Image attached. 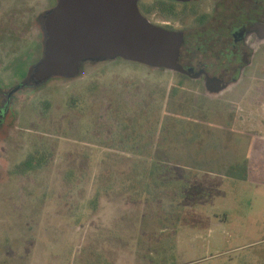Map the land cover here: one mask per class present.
Segmentation results:
<instances>
[{
  "label": "rangeland",
  "instance_id": "obj_1",
  "mask_svg": "<svg viewBox=\"0 0 264 264\" xmlns=\"http://www.w3.org/2000/svg\"><path fill=\"white\" fill-rule=\"evenodd\" d=\"M55 4L0 0V30L15 6ZM38 30L0 51V264H264V73L263 98H214L172 70L87 60L12 94ZM31 153L41 165L15 173Z\"/></svg>",
  "mask_w": 264,
  "mask_h": 264
},
{
  "label": "flooded vegetation",
  "instance_id": "obj_2",
  "mask_svg": "<svg viewBox=\"0 0 264 264\" xmlns=\"http://www.w3.org/2000/svg\"><path fill=\"white\" fill-rule=\"evenodd\" d=\"M58 2L38 14L32 5L25 9L18 5L11 8V13L6 12V25L11 31L0 30L1 35L7 32L10 35L0 45L3 54L5 44L13 53L23 47V28L30 32L34 26L38 27L42 41L38 49L40 58L11 90L12 94L33 82L36 68L48 48L47 16ZM137 7L146 21L167 32L178 33L182 40L175 68L144 63L147 67L178 72L208 90L214 98L238 87L247 88L242 94H249L253 99L263 96V90L257 87L264 73V0H138ZM172 21H178L179 27L175 28ZM23 22L28 26L19 27ZM30 51H35L33 45L22 53ZM116 58L141 62L121 56L100 61Z\"/></svg>",
  "mask_w": 264,
  "mask_h": 264
},
{
  "label": "water",
  "instance_id": "obj_3",
  "mask_svg": "<svg viewBox=\"0 0 264 264\" xmlns=\"http://www.w3.org/2000/svg\"><path fill=\"white\" fill-rule=\"evenodd\" d=\"M137 1L59 0L47 16L48 48L33 82L72 78L81 62L117 56L175 68L181 36L146 21Z\"/></svg>",
  "mask_w": 264,
  "mask_h": 264
},
{
  "label": "trees",
  "instance_id": "obj_4",
  "mask_svg": "<svg viewBox=\"0 0 264 264\" xmlns=\"http://www.w3.org/2000/svg\"><path fill=\"white\" fill-rule=\"evenodd\" d=\"M41 161H42L41 156L38 157L36 154L31 153L27 156V158L22 163L17 165V167L15 168V173H26L28 171H31L37 168L39 165H41L40 164ZM241 169H246V167H243ZM245 176H241L240 173H237L238 178H245Z\"/></svg>",
  "mask_w": 264,
  "mask_h": 264
},
{
  "label": "crops",
  "instance_id": "obj_5",
  "mask_svg": "<svg viewBox=\"0 0 264 264\" xmlns=\"http://www.w3.org/2000/svg\"><path fill=\"white\" fill-rule=\"evenodd\" d=\"M259 89H261V87H259ZM259 102H260V101H259ZM257 104H258V103H257ZM260 104H261V105H264V102H261ZM260 104H259V105H260ZM247 120H248V118H247L245 121H247ZM260 133L263 134V137H262V138H264V131H262V132H260ZM257 136H260V137H261L262 135H257ZM262 141H264V140H260V138H256V139H255V143L253 144L252 147H256V148H258V147L260 146V147L262 148V146H261V145H262V144H261ZM258 143H259V145H258ZM240 174H241V176H245V175H243L242 173H240ZM246 174H247V172H246Z\"/></svg>",
  "mask_w": 264,
  "mask_h": 264
}]
</instances>
